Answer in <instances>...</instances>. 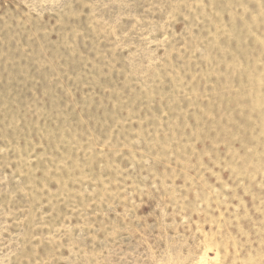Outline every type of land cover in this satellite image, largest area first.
I'll return each instance as SVG.
<instances>
[{
  "label": "rangeland",
  "instance_id": "1",
  "mask_svg": "<svg viewBox=\"0 0 264 264\" xmlns=\"http://www.w3.org/2000/svg\"><path fill=\"white\" fill-rule=\"evenodd\" d=\"M0 264H264V0H0Z\"/></svg>",
  "mask_w": 264,
  "mask_h": 264
}]
</instances>
